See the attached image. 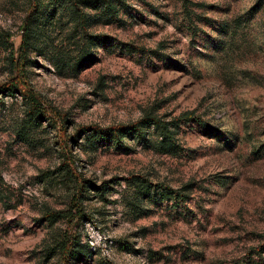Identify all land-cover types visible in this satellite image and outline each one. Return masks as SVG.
Wrapping results in <instances>:
<instances>
[{"label": "rangeland", "instance_id": "rangeland-1", "mask_svg": "<svg viewBox=\"0 0 264 264\" xmlns=\"http://www.w3.org/2000/svg\"><path fill=\"white\" fill-rule=\"evenodd\" d=\"M31 1L0 0V264H264V0H124L110 21L81 8L89 27L39 0L22 77L39 121L5 88ZM148 111L205 124L181 120L166 152L153 128L70 140Z\"/></svg>", "mask_w": 264, "mask_h": 264}, {"label": "trees", "instance_id": "trees-1", "mask_svg": "<svg viewBox=\"0 0 264 264\" xmlns=\"http://www.w3.org/2000/svg\"><path fill=\"white\" fill-rule=\"evenodd\" d=\"M49 2L56 5L60 0H48ZM70 2L72 7H75V11H80L83 17L82 25L84 27H89L90 23L93 20V16L90 15L89 12L80 10L81 8L84 9V7H92L93 10L99 11L102 10L103 15L107 17L105 20H109L108 16H111L112 18L119 14L120 7L118 6V2H120L123 5H125L124 0H67ZM50 4V3H49ZM39 6V0H32L31 4L28 9V16L25 22L23 36H22V43L20 47V56L18 58V61L16 63V69L18 71V77H16V80L11 82V84H8V86H5L7 90L10 91H17L22 96H24L30 104V111L31 114L36 118L37 121L40 119L46 117L48 118V114L45 112L44 109H42V104L39 96L37 93L30 87L24 86L25 81H22V77L26 76V62H27V49L31 47V38L33 37V26L29 24V20L31 19V16L36 12L37 8ZM57 6V5H56ZM110 21V20H109ZM80 23V24H81ZM101 35L92 36V40L97 39V42L100 43L101 41ZM88 55L80 61V64L83 62L85 58H87ZM79 64V65H80ZM23 83V84H22ZM181 120L186 121H195L196 123L200 125H204L205 121L199 117L196 116L193 111H187L182 113L179 117H175L171 120H166L161 116L156 115L152 111L146 112L139 120L135 122H131L128 124H120L113 127H101L99 125H93V126H86V127H80L77 130V134L70 137V140L73 142H77V138L81 136L82 139H86V142H93V144H97L98 142H116L117 144H121L125 141V138L128 135H133L134 137H140L143 139H146L148 136V130L149 128H153L154 131L158 134V137L161 138V141H159V146L166 152L169 150L177 149L179 147L178 144V127ZM99 144V143H98ZM190 184L185 185V189L188 188ZM191 187V186H190ZM165 191V190H164ZM167 193H169L167 191ZM184 197H187V195L181 194ZM81 193H77V195H74L73 201L74 205L78 208V212L81 214V208L79 205L81 204ZM60 214L57 212L48 213V220L51 222H54L57 220V217ZM76 242L73 238L68 239L67 242H65L62 245V253L64 254V257L68 261L69 259H76L84 256V251L82 249L76 248ZM82 250V251H81Z\"/></svg>", "mask_w": 264, "mask_h": 264}]
</instances>
